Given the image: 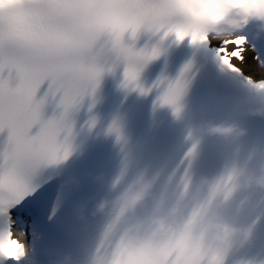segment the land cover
Returning a JSON list of instances; mask_svg holds the SVG:
<instances>
[{"label":"snow or ice","instance_id":"1","mask_svg":"<svg viewBox=\"0 0 264 264\" xmlns=\"http://www.w3.org/2000/svg\"><path fill=\"white\" fill-rule=\"evenodd\" d=\"M177 0H0V133H7L0 146V264H48L38 247L31 212L45 193L37 182L40 169L58 165L71 155L73 112L86 96H92L105 72L124 65L122 87L147 95L137 83L141 69L159 56L151 50L125 43L127 34L135 40L142 30L162 33L161 40L174 37L177 43L190 40L192 46L210 49L221 72L241 88L264 92V35L253 36L247 28L227 36L219 29L201 31L182 20L173 4ZM215 42V43H213ZM259 76L246 75L240 65L249 56ZM186 64L175 81L157 80L163 88L155 102L179 117L186 92ZM43 95L39 96L42 86ZM53 106L50 118L44 110ZM94 124V122H92ZM121 139L115 125L108 130ZM189 140L191 137L189 136ZM197 143L185 153L169 178L187 177L186 164L195 157ZM127 165L117 182L124 181ZM201 209L194 214L199 215ZM55 215L50 212L49 220ZM111 225H106L104 235ZM109 249L98 239L87 264H108ZM211 264H224L222 257Z\"/></svg>","mask_w":264,"mask_h":264},{"label":"clouds","instance_id":"2","mask_svg":"<svg viewBox=\"0 0 264 264\" xmlns=\"http://www.w3.org/2000/svg\"><path fill=\"white\" fill-rule=\"evenodd\" d=\"M173 8L182 20L201 31L219 29L218 35L227 36L256 25L257 32L264 34V0H177ZM251 92L264 97V92ZM246 115L264 119V102ZM246 135L238 123L206 120L192 127L186 139L207 137L236 143ZM193 159L186 164V180L172 182L171 199L156 191L158 175L140 172L122 187L117 176L91 209L82 204L74 210L82 223L87 221L85 213L93 219L104 218L99 237L109 249L108 264H211L216 257L225 261L237 245L251 243L255 221L240 220L239 210L231 215L224 210L238 198L260 194L264 199V167L254 170L237 159H225L218 171L197 176L192 171ZM173 172L162 184L161 193L168 188ZM96 180L103 184V177ZM201 208L199 215L194 214ZM51 264L77 262L65 254ZM235 264L250 262L241 258Z\"/></svg>","mask_w":264,"mask_h":264},{"label":"bare ground","instance_id":"3","mask_svg":"<svg viewBox=\"0 0 264 264\" xmlns=\"http://www.w3.org/2000/svg\"><path fill=\"white\" fill-rule=\"evenodd\" d=\"M254 30V29H253ZM250 31V30H249ZM251 33H253L254 37L257 36V33L255 31H251ZM252 62V61H251ZM250 62V67H253V62Z\"/></svg>","mask_w":264,"mask_h":264}]
</instances>
